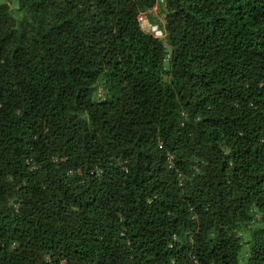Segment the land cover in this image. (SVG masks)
<instances>
[{"label": "trees", "instance_id": "16d2710c", "mask_svg": "<svg viewBox=\"0 0 264 264\" xmlns=\"http://www.w3.org/2000/svg\"><path fill=\"white\" fill-rule=\"evenodd\" d=\"M19 4L0 264H264V0Z\"/></svg>", "mask_w": 264, "mask_h": 264}, {"label": "built area", "instance_id": "2783aa9c", "mask_svg": "<svg viewBox=\"0 0 264 264\" xmlns=\"http://www.w3.org/2000/svg\"><path fill=\"white\" fill-rule=\"evenodd\" d=\"M162 2H164V0H161ZM161 9L159 7V4H156L153 8H151L148 13H151L153 16H155V18L158 19V22H155L153 24L150 25V32L157 38H161L163 40H165L166 37V33H165V29L163 28V23H164V17L163 14H161ZM138 20L141 23H145L147 21V13L146 12H141L138 15Z\"/></svg>", "mask_w": 264, "mask_h": 264}, {"label": "rangeland", "instance_id": "374dc122", "mask_svg": "<svg viewBox=\"0 0 264 264\" xmlns=\"http://www.w3.org/2000/svg\"><path fill=\"white\" fill-rule=\"evenodd\" d=\"M0 3H8V5L10 6L13 14L15 15V17H17L18 19H21L23 17V13L22 11L19 9L20 8V4H19V0H0ZM159 15H162L159 14ZM244 251H245V248H244ZM243 251V252H244ZM245 257H241V261H242V264H246L245 262Z\"/></svg>", "mask_w": 264, "mask_h": 264}]
</instances>
